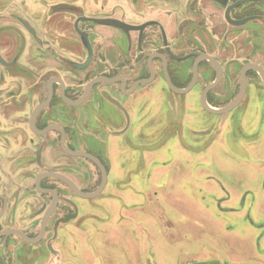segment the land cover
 <instances>
[{
    "label": "flooded vegetation",
    "instance_id": "af4514ba",
    "mask_svg": "<svg viewBox=\"0 0 264 264\" xmlns=\"http://www.w3.org/2000/svg\"><path fill=\"white\" fill-rule=\"evenodd\" d=\"M25 3L0 11V63L5 67L0 68V264H42L36 258L46 256L50 262L62 257L54 242L62 225L78 217L74 196L80 195L64 179H39L45 173L61 174L81 191L94 192L85 199L103 195L110 183L133 188L144 182L146 168L167 164L158 139L164 121L174 120L170 126L175 132L169 134L178 146L185 136L180 134L182 125L189 137L200 139L207 135V125L234 123V112L249 104L253 116L247 141L254 152L263 149L264 0H128L121 10L119 4L104 11L101 6L91 14L85 7L65 4L49 13L46 21L51 25L45 27L26 20V12L33 15ZM83 15L148 24L143 31L116 34L110 27L80 21L94 50L91 63L80 70L73 64L86 61L88 50L74 26ZM5 23H22L29 42L24 38L25 44L18 45L22 39L10 37L3 30ZM118 40L123 48L116 45ZM208 56L220 63V77ZM248 63L260 69L247 70L240 98L241 71ZM100 77L108 81H97ZM52 79L63 80L71 101L82 97L91 80L94 86L80 106H72L55 81L49 105L33 117L36 106L47 99ZM206 106L233 107L214 113ZM183 147L180 151L189 152ZM77 151L91 157L74 154ZM52 191L57 202L44 237L31 243L28 239L42 232L44 214L55 199Z\"/></svg>",
    "mask_w": 264,
    "mask_h": 264
},
{
    "label": "rangeland",
    "instance_id": "374dc122",
    "mask_svg": "<svg viewBox=\"0 0 264 264\" xmlns=\"http://www.w3.org/2000/svg\"><path fill=\"white\" fill-rule=\"evenodd\" d=\"M127 1L94 0L92 8L91 0H0V11L26 2L25 9L36 18L26 12V20H38L37 26L45 27L51 25L46 21L49 13L59 5H79L91 14L101 6L104 11L119 4L121 10ZM7 23L3 30L22 39L18 45L23 46V39L29 38L24 25ZM69 54L66 49L72 57ZM0 68L5 69L1 63ZM234 115V123L207 125V135L200 139L189 137L182 125L180 134L185 136L178 146L169 134L175 132L170 126L174 120L164 121L158 139L167 164L146 168L145 183L133 188L110 183L96 198L75 195L80 213L62 225L54 242L62 257L36 260L42 264H264V147L254 152L247 141L252 133L248 125L252 104ZM183 143L189 152L180 151ZM118 160L117 170L122 158Z\"/></svg>",
    "mask_w": 264,
    "mask_h": 264
},
{
    "label": "water",
    "instance_id": "95a60500",
    "mask_svg": "<svg viewBox=\"0 0 264 264\" xmlns=\"http://www.w3.org/2000/svg\"><path fill=\"white\" fill-rule=\"evenodd\" d=\"M244 1V0H241V2ZM240 2H236L234 5H237L239 4ZM233 5V6H234ZM232 6V7H233ZM231 7H229L230 9ZM229 9L227 11V13L229 14ZM80 21H89V22H93V23H96L98 25H100L101 27L102 26H107V27H110L112 28L113 32L116 33V34H119V30H122V31H143L144 30V27L148 24V23H144V24H130L120 18H103V17H91V16H85L83 15L82 17H79L76 21H75V28L77 30L78 33H80L81 37H82V42L84 44V46L87 48L88 50V58L86 59V61L82 62V63H75L74 62V66L75 68L77 69H80V70H84L88 67V65L91 63L92 61V58L94 56V50H93V45H92V42L90 41V38H89V35L86 34V33H82V29L80 28L79 26V22ZM239 22V21H237ZM241 23V22H239ZM118 30V31H117ZM116 45L118 47H121L123 48L124 46V43L122 40H118L117 42H115ZM112 48H114L112 46ZM209 60L213 63V65L215 66L216 70H217V73H218V76L220 77L221 75V69L222 67L220 66V63H218L217 60H215V58H213L212 56H208ZM258 68L260 69L257 65L253 64V63H248L246 64L243 68H242V84H243V91L242 93L240 94V98L241 96L244 94V90H245V86H246V81H245V76H246V72L247 70L249 69H252V68ZM262 74H264V71L263 70H260ZM264 76V75H263ZM218 77V79H219ZM86 79H88V77H86ZM101 80H105V81H108L107 78L105 77H100L97 79V81H101ZM55 81H58L60 84H61V87H62V96L64 97V99L66 100V102H68L69 104H71L72 106H80L87 98L88 96L90 95L91 91H92V88L94 86V80H91L87 87H86V91L84 92V94L82 95V97L79 99V100H76V101H71V100H68L66 97H65V94H64V88H65V84L63 82L62 79H52V80H49L48 81V85H49V95L47 97L46 100H44L43 102H41L38 106H36L35 110H34V113H33V117H35L43 108H45L46 106L49 105L52 97H53V84L55 83ZM117 80H112L111 82H116ZM151 80H147L146 82H150ZM171 84V83H170ZM217 84V83H215ZM214 83L211 84L212 86L210 87H213L215 85ZM40 85H38L37 88H39ZM51 86V87H50ZM210 89V88H209ZM204 94H206V91L204 92ZM205 101V99H204ZM234 106V105H233ZM233 106H230L229 108H225V109H220V110H213L211 108H209L208 106H206V108H208L210 111L214 112V113H223V112H226V111H229L231 110V108ZM74 154L76 155H81V156H86V157H91V155L85 153V152H80V151H77V152H74ZM47 175H51V176H56L60 179H64L66 180V182L69 183V185L71 186V188L80 196L84 197V198H91V197H94V192L93 193H85L83 191H81L79 188L75 187L74 184L70 183L69 180L67 178H65L64 176H62L61 174H58V173H55V172H49V173H45L43 174L40 178H42L43 176H47ZM53 192V191H52ZM54 194V202L53 204L50 206V208L46 211V213L44 214V217H43V224H42V232L40 234V236L38 238H34V239H28L29 242L31 243H37L39 242L43 237H44V234H45V228H46V223H47V220H48V217L50 215V213L52 212V209L55 208V204L57 202V196L56 194L53 192ZM69 219V218H68ZM22 234V233H21ZM23 235V234H22ZM55 261L58 260V258L56 257L54 259Z\"/></svg>",
    "mask_w": 264,
    "mask_h": 264
},
{
    "label": "crops",
    "instance_id": "0c3cea01",
    "mask_svg": "<svg viewBox=\"0 0 264 264\" xmlns=\"http://www.w3.org/2000/svg\"><path fill=\"white\" fill-rule=\"evenodd\" d=\"M106 32H108V31H106Z\"/></svg>",
    "mask_w": 264,
    "mask_h": 264
}]
</instances>
